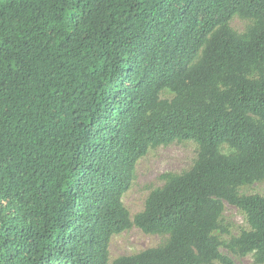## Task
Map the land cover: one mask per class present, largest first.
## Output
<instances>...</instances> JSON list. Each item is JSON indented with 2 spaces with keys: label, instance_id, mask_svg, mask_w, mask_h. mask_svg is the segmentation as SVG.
Instances as JSON below:
<instances>
[{
  "label": "trees",
  "instance_id": "trees-1",
  "mask_svg": "<svg viewBox=\"0 0 264 264\" xmlns=\"http://www.w3.org/2000/svg\"><path fill=\"white\" fill-rule=\"evenodd\" d=\"M186 141L132 217L138 161ZM259 182L264 0H0V264H235L225 203L249 226L226 247L264 264ZM133 227L168 239L111 261Z\"/></svg>",
  "mask_w": 264,
  "mask_h": 264
},
{
  "label": "rangeland",
  "instance_id": "rangeland-1",
  "mask_svg": "<svg viewBox=\"0 0 264 264\" xmlns=\"http://www.w3.org/2000/svg\"><path fill=\"white\" fill-rule=\"evenodd\" d=\"M250 21L236 17L232 21L233 28L238 32L246 31ZM163 98H172L173 93L166 90ZM198 154L195 142H175L171 145L151 148L147 155L141 158L134 172L131 188L125 193L123 201L126 208L134 217L145 208V203L151 191L162 187L165 183L162 176L166 173L182 174L189 171ZM240 193L244 195L259 194L264 196V182L254 185L242 186ZM226 208L222 217V225L227 231L218 230L217 236L223 242L221 252L229 256L235 264H260L252 254L240 256L232 253L225 244L231 238L238 237L242 230L248 229L245 214L237 207L225 203ZM168 239L167 235L147 234L137 227L116 234L110 242V259L124 255H133L148 248L163 245ZM216 264H219L216 262Z\"/></svg>",
  "mask_w": 264,
  "mask_h": 264
}]
</instances>
